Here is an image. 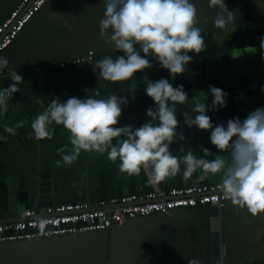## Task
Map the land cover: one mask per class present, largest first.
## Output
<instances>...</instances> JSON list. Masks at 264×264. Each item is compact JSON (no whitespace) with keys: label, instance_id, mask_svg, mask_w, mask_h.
<instances>
[{"label":"crops","instance_id":"crops-1","mask_svg":"<svg viewBox=\"0 0 264 264\" xmlns=\"http://www.w3.org/2000/svg\"><path fill=\"white\" fill-rule=\"evenodd\" d=\"M19 0H0V20L4 19ZM198 18L208 23L197 27L202 32L205 49L193 56L183 75L172 79L169 72L152 60L153 67L134 73L133 80L108 82L99 80L94 71L97 60L106 55L115 58L122 54L112 50L100 37L99 21L103 16V0H46L25 23L9 46L1 51L10 67H16L23 76L21 92L13 94L6 115L0 116V221L18 218L25 208H35V175L49 171L53 204L84 201L94 204L98 200L120 197L132 193L164 191L189 184L219 181L209 176L198 181L199 173L185 182L182 173L159 185L150 186L141 172L129 177L119 171L107 155L81 152L71 166L56 167L60 159L57 149L68 145L69 133L55 126L52 139L37 140L27 137L31 121L43 111L53 96L63 102L69 97L86 98L96 90L102 97L116 94L128 97L122 107L118 125L137 128L146 122V110L154 107L145 94L143 77L155 81L169 79L173 87L183 85L188 93L186 104L176 105L181 124L178 133L185 140L170 145L173 155L182 156L188 150L202 155L197 145H203L214 154L217 149L210 143V130L189 128L183 124L184 112L193 117L191 109L197 100L210 104L209 85L228 93L227 106L209 111L215 125H226L228 119H245L247 114L264 106V50L260 38L264 37V0H224L233 12V25L226 30L214 28L212 19L218 9L210 10L208 0H194ZM111 30L109 29V33ZM218 37H222L218 38ZM92 51L88 61L76 65H57L58 61ZM152 59V58H150ZM44 65L42 85H39L29 67ZM0 88L12 81L7 69L0 71ZM47 98V99H45ZM45 104L40 103L41 100ZM24 121L15 135L4 131V125L14 126ZM183 148V152H181ZM219 154V153H218ZM207 206H186L160 211L146 217H136L108 231L81 233L28 242L0 244V264H188L196 258L200 264H209V225ZM236 206L224 204L222 256L225 264H264V214L253 217L247 210L235 211ZM3 221H2V220Z\"/></svg>","mask_w":264,"mask_h":264},{"label":"clouds","instance_id":"clouds-1","mask_svg":"<svg viewBox=\"0 0 264 264\" xmlns=\"http://www.w3.org/2000/svg\"><path fill=\"white\" fill-rule=\"evenodd\" d=\"M104 12L99 21L100 37L118 54L106 55L95 62L94 71L99 80L108 82L133 80L134 73L153 67L152 60L166 69L171 78L183 75L193 56L205 49L202 32L197 27L201 21L194 0H103ZM210 10L218 9L212 19L214 28L226 30L233 24V12L224 0H208ZM109 29L111 32L109 33ZM221 38L222 37H218ZM264 50V37L260 38ZM152 58V59H150ZM9 59L0 55V71L7 69L12 83L0 88V116L7 114L13 94L21 92L23 76L16 67H10ZM145 94L154 102L146 110V122L137 128L118 125L122 105L128 97L116 94L101 96L96 90L86 98L69 97L61 102L53 96L43 111L31 121V133L27 137L37 140L52 139L55 126H62L69 133V143L57 149L60 159L56 167L71 166L85 153L106 154L113 163L119 160V171L129 177L143 172L150 186L159 185L182 173L187 182L199 173L198 181L218 176L223 198L235 205V211L247 210L253 217L264 214V106L249 112L245 119H228L226 125H215L206 113L227 106L228 93L209 85L210 104L205 100L195 102L191 109L196 115L184 112L183 124L198 130H210L209 140L217 153L203 145H197L202 155L188 150L182 156L173 155L170 145L184 141L177 132L181 121L177 119L176 105L188 102L183 85L173 87L169 79L155 81L143 77ZM264 92V86H261ZM47 99V98H45ZM42 105L45 101H40ZM24 126L20 121L14 126L4 125V131L15 135ZM7 141V136L0 137ZM181 148V152H183ZM219 153V154H218ZM39 231L45 233L49 221L35 217ZM188 264H200L192 258Z\"/></svg>","mask_w":264,"mask_h":264},{"label":"built area","instance_id":"built-area-1","mask_svg":"<svg viewBox=\"0 0 264 264\" xmlns=\"http://www.w3.org/2000/svg\"><path fill=\"white\" fill-rule=\"evenodd\" d=\"M46 0H19L8 15L0 20V53L16 37L25 23L39 10ZM87 51L57 62L76 65L92 58ZM2 76L3 73L0 72ZM220 181L170 188L164 191L132 193L111 197L88 204L84 201L52 204L42 209L25 208L14 221L0 223V243L76 235L104 231L126 220L145 217L160 211L186 206H222ZM47 218L45 233L35 226V217Z\"/></svg>","mask_w":264,"mask_h":264},{"label":"water","instance_id":"water-1","mask_svg":"<svg viewBox=\"0 0 264 264\" xmlns=\"http://www.w3.org/2000/svg\"><path fill=\"white\" fill-rule=\"evenodd\" d=\"M234 23L235 22H233V24ZM8 46H9V44L5 48H7ZM43 66L44 65H42V64H35V65H32L31 67H29L30 72L33 74V76L35 77V79L39 85H42V82H43V74H44ZM49 176H50V174H49L48 170H44V171L39 172L38 174L35 175V186H34V190H33L34 193L33 194H34L35 207L37 209H42L46 206L53 204L51 189H50ZM204 206H207V205H204ZM207 207H208L207 211H208V217H209V219H208V225H209V264H225V259L222 256L223 255L222 254V248H223V244H224V232H223V228H224V224H223L224 205H222V206L210 205ZM178 208H180V207H178ZM173 209H177V208H173ZM128 220H130V219H128ZM0 223H1V221H0ZM109 228L104 230V231H108ZM94 232H98V231H94ZM53 237H59V236H53ZM53 237H47V238H53ZM40 239H46V238H38V239L14 241V242H5V243H0V244L28 242V241H34V240H40Z\"/></svg>","mask_w":264,"mask_h":264}]
</instances>
